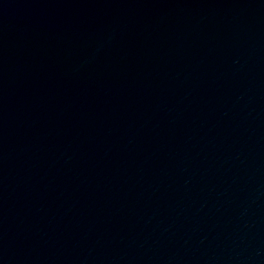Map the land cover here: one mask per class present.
<instances>
[{
  "label": "water",
  "instance_id": "obj_1",
  "mask_svg": "<svg viewBox=\"0 0 264 264\" xmlns=\"http://www.w3.org/2000/svg\"><path fill=\"white\" fill-rule=\"evenodd\" d=\"M0 264H264V0H0Z\"/></svg>",
  "mask_w": 264,
  "mask_h": 264
}]
</instances>
